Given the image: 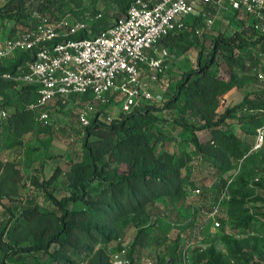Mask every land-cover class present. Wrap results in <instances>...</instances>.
Listing matches in <instances>:
<instances>
[{"label":"trees","instance_id":"obj_1","mask_svg":"<svg viewBox=\"0 0 264 264\" xmlns=\"http://www.w3.org/2000/svg\"><path fill=\"white\" fill-rule=\"evenodd\" d=\"M56 1L8 0L0 7V20L13 21L19 25L23 21L31 22L30 19L33 18L32 22L28 24V28L36 25L35 14L48 16L47 13H51L53 17H50L53 21L61 20L69 14L62 9V5H59L55 11L57 10V13H61L63 16L54 15L53 8ZM70 1L75 3L82 0ZM103 2L119 6L121 16L116 19L117 21L128 13L135 0H103ZM204 9L210 15H215L217 11L214 3L204 5ZM230 14L232 16L230 20L233 23H238L241 20L246 21L248 25L243 26L234 34L220 33L212 39L207 58L202 61V53H200L198 70L191 71L184 76V79L178 84L175 97L167 103L166 108L175 110L180 107V104H183L185 111L204 114L202 110L215 107L222 93L249 87L246 80L243 82L240 79V75H246L245 72L248 69L252 70L258 79L255 70L261 69L256 66L259 64L260 58L256 55H254L255 59L252 56H243L242 51L250 46L257 47L259 43L264 46V36H259L260 34L254 26L256 19L253 15L240 11H233ZM89 15L97 17V10L93 9ZM78 19L84 20L83 18ZM114 23L101 24L95 30H92L89 25L88 27L92 34L96 35L110 28ZM199 26H202L200 17L193 20L189 31L163 38L155 47L157 49L165 48L169 51L178 49L181 54H185L191 48L182 46V43L187 41L191 33L196 31ZM23 30H16L13 35ZM78 37L87 38L88 34L83 32ZM262 55L264 56V52ZM247 57L253 61V64L247 62ZM219 58L230 69V76L227 79L220 76L217 62ZM33 60L32 52H17L7 58H0V128L2 130L0 133L12 131V129L14 131L16 127L29 120L31 126L36 120L39 125L45 126V129L50 131L48 124L51 115L48 106L46 108H30V106H36L40 99V87L24 82V77L30 72L29 63ZM165 65L166 60L163 64L164 71ZM109 104L93 106L92 113L98 111L93 117L92 125L85 126L80 153L71 160V181L67 186L68 194L63 199H58L55 196V192L58 190L56 183L62 169L57 168L48 179L44 176L46 160L33 169L34 173L30 178L31 198L24 208L16 207V210L24 221L38 218L42 210L35 201L39 195H42L54 205L58 212L56 227L45 222L38 223L31 231V244L26 247L19 246V243H23V241H16L15 245L4 242L0 237V264H73L69 253L77 255L79 252L81 243L79 234L83 232L84 238L89 235L84 224L93 220V216H103L109 219V235L102 234L100 239L103 244L110 245L119 239L117 230L110 228V223L129 224L132 222L137 227L130 251L125 255L127 264H136L134 257L138 249L162 245L163 238L165 239L164 234L166 236L168 230L151 235L152 228H149L156 227L157 221L149 223L154 215L146 209L153 206L152 203L155 200L179 198L187 191L188 186L185 185L179 170L181 160H176L174 155H158L156 152V142L159 139L156 126L160 122L158 112L161 111L157 107L159 104H146L132 113H123L120 119L107 125L100 118L104 116V109L108 108ZM99 107H101L100 110ZM238 111H241L242 114H238ZM43 112H47L49 115L47 122L39 121ZM234 124L240 127L239 130L243 131L244 135H237L232 131L230 125ZM180 125L193 135L192 141L198 163L201 165L202 174L198 177L194 176L195 179L192 182L195 191H201L200 187L203 186L206 178L214 177L219 178L220 188L225 189L228 181L224 175L232 170L231 165L234 161L243 160L252 150L254 139L250 135L256 134L257 136L258 129L264 127V86L251 90L239 104L227 108L219 121L206 122L200 126L186 122ZM198 131L211 133V138L202 142L195 135ZM3 142L6 143V140ZM118 155L144 157L157 162L159 166L157 169L146 170L135 163H129L123 170L117 165ZM32 164L33 162H30L29 165ZM5 165L6 162L0 158V172ZM259 185L264 188V181ZM106 199H109L107 208L102 204V201ZM256 202L264 204V195ZM77 204L82 205V208L76 209ZM257 210L259 212L253 215L251 221L258 222L256 220H259L264 223V208ZM251 221L241 222L239 226L250 228ZM192 224L191 227H196L194 229V233H196L198 228L202 230L205 223L195 225L193 221ZM121 247L120 251L124 252L125 248ZM256 253L255 250L245 249L242 256L247 264H264L262 256L259 257L260 261L255 260ZM170 255L172 264H178L177 246L172 249ZM196 257L199 263H205L208 252L197 249ZM163 263V261L160 262V264ZM94 264H112L110 256L107 255L104 248H99Z\"/></svg>","mask_w":264,"mask_h":264},{"label":"rangeland","instance_id":"obj_2","mask_svg":"<svg viewBox=\"0 0 264 264\" xmlns=\"http://www.w3.org/2000/svg\"><path fill=\"white\" fill-rule=\"evenodd\" d=\"M3 2L0 0V3ZM59 5H62V9L72 17L83 18L92 30L97 29L101 24H112L121 16L118 5L105 4L103 0H82L75 3L70 0H57L53 8L56 16H63L57 13V10L55 11ZM93 9L97 10V17L89 15ZM47 15L53 17L51 13ZM32 19H30L31 22ZM230 19H232L231 14L223 15L216 19L214 26L210 29L204 30L203 26H199L191 33L188 40L182 43V46L191 48L185 54H181L178 49L167 50L169 56L166 59V68L157 80L152 71H147L142 76L145 87L164 96V102L157 106L161 111L158 112L160 122L156 126L159 132L156 152L158 155H174L176 160H181L179 170L188 189L179 198L155 200L152 203L153 206L147 207L146 210L154 215L149 223L157 221L156 227L149 228H152L151 235L165 232V230H168V233L166 236L164 234L165 239L163 238L162 245L138 249L134 257L136 264H160L162 261L163 264H172L170 252L176 246L178 264H201L196 260L197 249L208 252V258L202 264H247L242 256L245 249L257 252L256 261H260V256L264 258V223L259 220L251 221L253 215L259 212L257 209L264 208L263 203L256 202L264 195V188L259 185L264 181V142L262 147L256 150L257 136L250 135L254 139V146L243 160L232 163V170L224 175L228 181L225 189L220 188L219 178L214 177L206 178L203 186L200 187L201 191H195L192 182L195 179L194 176L198 177L202 174L201 165L196 156L193 135L180 125L186 122L200 126L206 122L219 121L227 108L239 104L247 93L264 86V83L260 82L254 72L248 69L245 72L246 75H240V79L243 82L246 80L249 87L222 93L215 107L202 110L204 114L185 111L183 104L175 110L172 109L173 111L165 107L175 97L178 84L184 76L198 70L200 53H202V61L207 58L209 46L214 37L220 33L234 34L248 25L246 21L238 19V23H233ZM31 22L23 21L16 25L13 21L0 20V31L5 32L3 41L6 36L12 35L16 30L28 28ZM263 48L261 43L257 47L250 46L242 51V55L252 56L253 59H255L254 55L258 56L260 62L256 66L264 70ZM217 62L220 76L227 79L230 76L229 67L221 58ZM247 62L253 64L249 57ZM92 101V95L89 93L83 96L72 95L68 99L54 100L49 103L47 108L51 115L48 124L50 131L45 129V126L39 125L36 120L31 126L28 119L27 123L19 125L14 131L12 129V131L0 133V158L6 162L4 169L0 172V237L4 242L16 245V241H23L19 243V246L26 247L31 244L30 234L38 223L45 222L56 227L58 212L54 205L42 195H39L35 201L42 210L36 219L24 221L16 207L22 209L28 204L32 193L30 178L34 173L33 169L44 160H46L45 178H50L57 168L62 169L56 183L58 190L55 196L63 199L68 194L67 186L72 176L71 160L80 153L85 135V126L80 121V114ZM104 110L105 114L100 120L107 125H111L123 115L119 98L114 99ZM95 113L90 114L91 122L88 126L92 125ZM238 114L242 112L238 111ZM230 127L237 135H244L237 124ZM195 135L202 142L211 138V133L207 131H198ZM3 140H6V143ZM30 162L33 164L29 165ZM129 163H135L146 170L157 169L159 166L157 162L144 157L118 155L117 165L123 170ZM102 204L105 208L109 207V199L103 200ZM80 208L82 205L77 204L76 209ZM92 219L88 224H84L89 235L84 238L83 232L79 234L81 243L77 255L69 253L73 264H94L99 248L106 250L112 264H118L119 261L127 264L125 255L130 251L137 227L132 222L110 223V228L117 230L119 239L107 245L100 239L102 234L109 235V219L103 216H93ZM246 220L251 221L250 228L239 226ZM193 221L195 225L204 222L202 230L198 228L194 233L196 227H191ZM120 247L125 248V251H120Z\"/></svg>","mask_w":264,"mask_h":264},{"label":"built area","instance_id":"obj_3","mask_svg":"<svg viewBox=\"0 0 264 264\" xmlns=\"http://www.w3.org/2000/svg\"><path fill=\"white\" fill-rule=\"evenodd\" d=\"M211 3L218 11L253 15L259 36H264V0H135L126 15L96 35L85 20L68 15L53 21L50 16L35 14L36 25L0 44V58L32 52L34 60L24 77V82L40 87L39 102L32 108H46L54 100L90 93L93 101L80 114L82 124L88 126L95 104L106 105L119 98L122 112L129 114L146 104L163 103L162 94L142 83L147 71L154 72L156 80L164 72L168 51H159L155 45L163 38L189 31L198 17L204 29L212 28L216 15L204 9ZM83 32L87 38L78 37ZM255 73L264 82V72L258 68ZM48 118L43 112L39 121L47 122ZM263 142L264 127L257 131L255 149Z\"/></svg>","mask_w":264,"mask_h":264},{"label":"crops","instance_id":"obj_4","mask_svg":"<svg viewBox=\"0 0 264 264\" xmlns=\"http://www.w3.org/2000/svg\"><path fill=\"white\" fill-rule=\"evenodd\" d=\"M4 2L3 3H0V7L1 6H3L8 0H3ZM230 13L231 12H222V11H216V16H215V21H216V19L220 16H223V15H230ZM16 32V31H15ZM15 32L13 33V34H15ZM13 34L11 35V34H9L8 36H6V38H5V40H7V39H9V38H11L12 36H13ZM5 37V32H4V30H1L0 31V44L1 43H3L4 41H3V38ZM165 48H161V49H158L159 51H162V50H164ZM167 50V49H166ZM168 56H169V53H168ZM167 59V58H166ZM261 71H262V69H260ZM26 71H28V70H26ZM30 108H32L31 106H30ZM4 115H5V113H4Z\"/></svg>","mask_w":264,"mask_h":264}]
</instances>
